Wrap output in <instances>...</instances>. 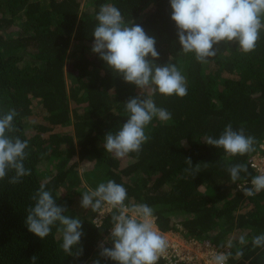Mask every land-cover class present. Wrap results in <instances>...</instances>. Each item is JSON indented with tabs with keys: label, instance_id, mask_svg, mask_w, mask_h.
I'll return each mask as SVG.
<instances>
[{
	"label": "trees",
	"instance_id": "16d2710c",
	"mask_svg": "<svg viewBox=\"0 0 264 264\" xmlns=\"http://www.w3.org/2000/svg\"><path fill=\"white\" fill-rule=\"evenodd\" d=\"M84 1L93 4L92 12L83 10ZM105 3L115 5L125 23L140 24L155 37V63H181L187 83L183 98L152 96L171 119L154 118L139 154L119 159L105 151L103 140L126 122L124 104L140 90L87 51L95 16ZM170 17V0H0V110L18 112L15 135L28 141L24 164L31 170L16 185L8 183L13 171L0 180V264H32L34 255L36 264H93L97 259L113 264L99 256L98 247L110 234V214L97 228L98 213L74 210L81 192L108 179L123 184L130 199L151 206L160 231L181 232L217 248L231 236L230 264H264V248L251 243L264 233V191L248 197L238 189L257 175L248 159L264 139V30L254 51L245 54L237 44L222 42L217 55L202 64L194 54L181 52ZM17 23L20 32L13 29ZM229 123L256 138L254 153L229 157L203 143L205 135L218 137ZM65 126L73 131H55ZM189 157L193 167L200 164L195 178L186 171ZM85 161L94 166L82 173L79 165ZM245 162L250 175L241 173L233 182L226 166ZM41 184L67 215L82 220L79 257L63 251L59 225L44 240L25 226L26 209L34 205L31 197ZM240 235L246 245L237 242ZM239 249L244 255L235 257Z\"/></svg>",
	"mask_w": 264,
	"mask_h": 264
},
{
	"label": "clouds",
	"instance_id": "9594fccd",
	"mask_svg": "<svg viewBox=\"0 0 264 264\" xmlns=\"http://www.w3.org/2000/svg\"><path fill=\"white\" fill-rule=\"evenodd\" d=\"M170 8L181 52L194 54L202 64L217 55V46L222 42L237 44L245 54L254 51L260 32L264 30V0H170ZM95 20L97 24L92 32L91 52L125 83L140 90L139 96L129 98L124 104L128 114L126 122L117 132L109 131L103 140L105 151L119 159L130 153L139 154L148 140L145 128L154 118L160 121L171 119L172 114L158 107L152 96L158 93L183 98L187 95V83L175 64L155 63L159 59L155 37L148 35L140 24L132 21L125 23L115 5L102 4ZM145 91L150 94L144 95ZM17 116L14 108L0 110V180L13 171L14 175L8 180L11 185L19 184L23 177L31 175V170L24 164L28 141L15 135L18 129L14 119ZM203 143L223 149L226 156L243 157L256 151L257 140L246 135L244 128L234 130L229 123L218 137L205 135ZM260 147L264 149V143ZM185 162L189 166L186 171L195 178L200 164L193 167L190 157ZM226 170L233 182L241 179V173L250 175L246 162L226 166ZM250 185L240 184L238 189L248 197L264 191V171L252 176ZM31 199L34 205L26 209L25 226L28 231L44 240L52 227L59 225L57 230L62 235L63 251L69 256L82 255V220L67 215L66 207L56 203V198L51 190H46L45 184L40 185ZM80 206L98 213L93 219L97 228L103 224L106 213L110 214V234L107 241L98 246L101 258L113 264H158L165 256L169 242L156 225L154 209L146 203L130 199L123 184L108 179L95 189L88 188L82 194ZM234 239L230 236L225 244L213 248L207 264H229L233 258L230 250ZM106 242H111L112 246L105 247ZM237 242L242 246L248 243L245 235H240ZM251 243L254 248H264V233L254 236ZM243 255L242 249L235 252V257ZM31 261L36 264L37 256L34 255ZM93 264H100V260H94Z\"/></svg>",
	"mask_w": 264,
	"mask_h": 264
},
{
	"label": "built area",
	"instance_id": "2783aa9c",
	"mask_svg": "<svg viewBox=\"0 0 264 264\" xmlns=\"http://www.w3.org/2000/svg\"><path fill=\"white\" fill-rule=\"evenodd\" d=\"M261 143H264V139L260 144ZM260 144L258 146V151L248 159L250 167L255 170L257 174L264 171V149L260 147ZM250 186L251 185H249V187ZM107 215L108 213L103 217V222ZM160 232L165 234L169 242V247L165 256L160 259L163 260L165 264H207L210 251L213 248H217L209 241L188 239L181 234V232ZM171 235L174 236L173 239ZM104 241H107V238Z\"/></svg>",
	"mask_w": 264,
	"mask_h": 264
},
{
	"label": "rangeland",
	"instance_id": "374dc122",
	"mask_svg": "<svg viewBox=\"0 0 264 264\" xmlns=\"http://www.w3.org/2000/svg\"><path fill=\"white\" fill-rule=\"evenodd\" d=\"M152 5H153V3H151L149 5V7H152ZM83 10H85L86 12H92L93 11V4L90 3L89 1H84L83 2ZM15 26L16 27L13 28L14 30H17L18 32L22 31L21 30L22 27L20 26L19 23H17ZM87 51H89L90 53H92L91 50H87ZM176 66L181 71L182 75H185V70H182V64L181 63H178ZM67 75H68V73H67ZM55 131L58 132V133H62V132H72L73 131V128H72V126H65V127H59ZM93 166H94V162L93 161H85L83 163H80L79 168H80V171L82 173H84L86 170L92 169ZM84 192L85 191L81 192V194L77 198V200L75 202V205H74V210L77 211L78 213H80L79 215H81L85 211V209L81 208V206H80V201L82 199V194ZM173 238H174V236H172V239ZM177 241L180 242L179 240H177Z\"/></svg>",
	"mask_w": 264,
	"mask_h": 264
}]
</instances>
